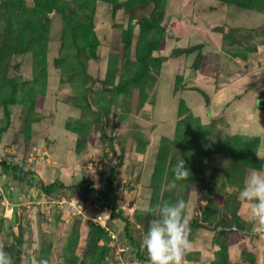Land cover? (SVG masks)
Listing matches in <instances>:
<instances>
[{
    "label": "rangeland",
    "instance_id": "rangeland-1",
    "mask_svg": "<svg viewBox=\"0 0 264 264\" xmlns=\"http://www.w3.org/2000/svg\"><path fill=\"white\" fill-rule=\"evenodd\" d=\"M6 1L16 30L19 4L32 8L36 0ZM65 1L66 13L82 3ZM158 1L154 9L135 11L164 29L153 52L160 61L151 59L144 74L138 53L158 27L142 29L104 0L80 14L91 17L97 37L95 56L84 65L65 45L70 37L57 7L49 13L43 51L36 55L22 45L0 60V86L14 80L18 91L13 96L8 87L0 96V160L34 170L46 184L88 181L87 189L47 192L0 168V248L13 264H149L126 226L141 246L153 219L143 212L179 199L191 203V219L201 220L190 224L188 264H264V233L252 231L250 205L239 198L248 172L264 169L255 151L264 137V8ZM4 6L0 48L9 38ZM197 146L203 164L190 168ZM182 159L189 177L168 191ZM109 177L121 218L99 202ZM233 226L239 230L218 232ZM96 228L105 237L87 250Z\"/></svg>",
    "mask_w": 264,
    "mask_h": 264
},
{
    "label": "trees",
    "instance_id": "trees-1",
    "mask_svg": "<svg viewBox=\"0 0 264 264\" xmlns=\"http://www.w3.org/2000/svg\"><path fill=\"white\" fill-rule=\"evenodd\" d=\"M86 1V2H85ZM106 2H109L113 10L116 11L118 9H123L125 13L133 15L135 18L138 19L139 23L142 26V29H149L152 27H158V33L156 35V39L152 42H148L138 53V59L141 62V74L146 73L149 70V65L151 62V59H156L160 61L159 58L153 57V52L155 49H157L158 43L162 40L164 37V29L154 20H152L146 13H140L139 15H136L135 11L136 9L140 8L141 10H144L148 7H157L159 4L158 0H126V1H120V0H104ZM225 3L229 4H237L239 6L245 7V8H253V7H261L264 8V0H220ZM66 3L65 0H36L35 5L32 8H29L27 6H24L22 3L19 5V9L21 10L20 15V28L16 30H11L12 26V7L9 1L6 0H0V7H3L4 5V11L6 14L4 16L5 20L9 21L10 25H7L6 31L8 32L9 38L6 40L4 38L3 46L0 48V60L1 59H9V56L7 52L11 50H15L17 52L19 46H26L24 47L26 50L33 51L34 54L38 55L39 52L45 47L47 43V36L49 32V25H50V18L49 13L53 10V7H57L60 12H62L64 18H65V25L66 30L70 37V44L65 41V45L69 46V49L72 48L73 51H75V56L80 57L79 60H82V65H84L88 60L95 56V50L97 47V37L92 30L93 28V21L91 17H81V12H87L88 10L94 9V3L93 0H82V3H80L79 7L72 8L71 12L66 13V8L64 4ZM2 10L0 9V12ZM93 11V10H92ZM69 29V30H68ZM129 35L130 33L127 32L126 41H129ZM81 54H84V59L81 57ZM43 64L45 63V57L44 61H42ZM46 70V69H45ZM6 81V80H5ZM14 83V80H9L7 83H3V86H0V96H2L3 90L8 89V87H11V91L9 94L15 96L17 91L16 85H12ZM10 95V96H11ZM3 97V96H2ZM6 98V97H4ZM13 100V99H12ZM7 106V101L5 104V108ZM8 112V111H7ZM258 144V141H257ZM256 145V143H255ZM201 147H196L195 150L191 151L193 153V158L189 162V166L192 167L196 164H203L202 162V156H201ZM190 166V168H191ZM0 168L2 169V172L8 175H12L14 178L19 179L21 181H26L31 186H38L42 189H44L47 192H52L59 188H66V187H72V188H88V181H81V182H75L74 184L70 186H66L64 182L60 180H55L51 183H44L36 174V172L32 169H28L26 167H23L20 164H13L9 163L4 160H0ZM204 166L202 170H204ZM5 188L8 189V184H5ZM116 189V185L112 179V177H109L107 188L98 190L99 193V202L101 204H105L106 211L109 213H113L114 215L118 217H122L123 211L117 207L116 199L114 196V191ZM208 195L213 196V190L210 189L208 191ZM144 214H150L149 211L143 212ZM16 214L11 219L10 224L12 226H15L17 223ZM201 220L198 218L190 219V224H199ZM219 225V224H218ZM217 226V225H216ZM97 230V231H96ZM95 234V238L101 239L105 237L104 231L102 229L96 228L93 231ZM126 234L130 240V243L134 248H136L139 252L142 251L141 246L138 244L136 239L133 237L131 230L129 229V226H126ZM223 237V236H221ZM226 255V250H225ZM227 258V257H225Z\"/></svg>",
    "mask_w": 264,
    "mask_h": 264
},
{
    "label": "clouds",
    "instance_id": "clouds-1",
    "mask_svg": "<svg viewBox=\"0 0 264 264\" xmlns=\"http://www.w3.org/2000/svg\"><path fill=\"white\" fill-rule=\"evenodd\" d=\"M260 161H264V137L255 150ZM190 170L185 161L179 160L174 169V179L167 184L168 191L176 187L177 180L189 177ZM239 198L250 205L246 222L252 231L264 233V169H252L246 175ZM153 216L142 237L141 247L146 251L149 264H188L187 254L192 249L190 239L191 203L184 199L175 202L167 200L149 209ZM0 264H13L11 256L0 248ZM39 264H50L41 259Z\"/></svg>",
    "mask_w": 264,
    "mask_h": 264
},
{
    "label": "water",
    "instance_id": "water-1",
    "mask_svg": "<svg viewBox=\"0 0 264 264\" xmlns=\"http://www.w3.org/2000/svg\"><path fill=\"white\" fill-rule=\"evenodd\" d=\"M238 230L239 229L236 226H233V227H219L218 228V232L221 233V234H226L227 232L238 231ZM94 239H95V235L94 234H91L90 235V241L88 243L87 250L91 246V243L94 241Z\"/></svg>",
    "mask_w": 264,
    "mask_h": 264
},
{
    "label": "built area",
    "instance_id": "built-area-1",
    "mask_svg": "<svg viewBox=\"0 0 264 264\" xmlns=\"http://www.w3.org/2000/svg\"><path fill=\"white\" fill-rule=\"evenodd\" d=\"M110 237H111V240H112V241H115V242H116V240H117V235H116L115 233L111 232V233H110ZM120 249H121V248H120Z\"/></svg>",
    "mask_w": 264,
    "mask_h": 264
}]
</instances>
